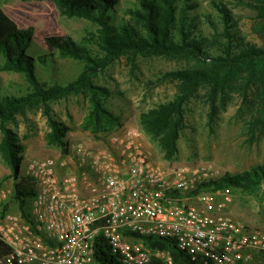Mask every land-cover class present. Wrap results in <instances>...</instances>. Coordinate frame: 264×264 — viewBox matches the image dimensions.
I'll return each instance as SVG.
<instances>
[{
  "label": "built area",
  "instance_id": "1",
  "mask_svg": "<svg viewBox=\"0 0 264 264\" xmlns=\"http://www.w3.org/2000/svg\"><path fill=\"white\" fill-rule=\"evenodd\" d=\"M22 174L34 194L29 219L8 211L0 264H99L93 244L104 236L122 264H173L170 251L142 236L174 239L197 264L264 260V229L227 213L229 187L210 165L163 166L151 159L134 127L105 133V147L76 145L59 157L29 159ZM9 191L0 187V204Z\"/></svg>",
  "mask_w": 264,
  "mask_h": 264
},
{
  "label": "rangeland",
  "instance_id": "2",
  "mask_svg": "<svg viewBox=\"0 0 264 264\" xmlns=\"http://www.w3.org/2000/svg\"><path fill=\"white\" fill-rule=\"evenodd\" d=\"M251 1L188 0L187 3L192 5L187 12L188 20H193L192 35L211 40L204 42L203 47L210 54L218 53L220 42L224 40L220 34L223 25L219 7L224 6L229 9L235 22L236 35L244 41L264 47V30L260 29L261 21L256 10L248 5ZM0 5L20 27L34 28L33 42L27 54L35 58L37 78L49 85L64 84L74 79L82 70L83 63L58 56L45 37H70L86 45L92 55H102L99 47L89 40L91 34L97 32V25L84 18L61 15L50 0H0ZM134 5L135 0H119L114 8L113 22L118 24L127 20L129 15L125 9ZM182 5V1H179L177 7ZM40 55H45L44 61L39 60ZM3 63L4 58L0 55V66ZM207 65V62L195 59L160 55H124L116 59L93 77L95 84L110 91V95L103 99V105L118 117L110 131L137 128L149 157L163 166L210 165L223 176L264 163V124H260L263 126L259 128H249V121L264 98V89L259 85H250L241 78L230 79L214 99L208 95V84H199L184 105V125L178 132L177 151L171 158H165L157 139L143 131L139 123L140 114L172 99L177 91L179 82L163 78L162 75L176 70L205 69ZM30 89L23 73L0 69V96H20ZM211 103L215 107V114L209 120ZM50 105L53 117L70 128L65 136L68 151L78 144L91 149L105 147V133L97 138L80 127L89 109V101L84 93L69 94L50 102ZM9 126L25 148L20 164L22 171L29 159L62 155L59 147L45 140L49 127L41 106L26 108L23 114H16V121ZM8 174L9 168L0 156L1 187L9 191L10 195L12 179L5 178ZM263 189V185L253 192L233 188V198L227 213L247 225L264 229ZM9 195L6 201L10 200ZM9 204L10 211L17 212L16 204L13 201ZM255 264L260 263L256 261Z\"/></svg>",
  "mask_w": 264,
  "mask_h": 264
},
{
  "label": "trees",
  "instance_id": "3",
  "mask_svg": "<svg viewBox=\"0 0 264 264\" xmlns=\"http://www.w3.org/2000/svg\"><path fill=\"white\" fill-rule=\"evenodd\" d=\"M50 1L61 15L84 18L97 25V32L92 33L89 40L99 47L102 55H92L86 45L79 44L70 37H45V41L57 51L58 56L83 63L82 70L74 79L64 84L49 85L37 78L35 58L27 54V49L33 42L34 28L20 27L0 5V55L4 58L0 69L23 73L31 87L24 95L0 96V156L9 168V174L5 178L12 179L10 200L0 204V217L10 211L9 202L13 201L17 212L30 220L28 199L34 194V188L30 178L23 175L20 169L24 145L19 143L17 134L9 126L16 121V114H23L26 108L41 106L49 127L45 140L59 147L61 153L65 154L68 151L65 136L70 128L53 117L50 102L69 94L84 93L89 101V109L80 127L97 138L101 137L100 134L110 131L118 117L103 105V99L110 95V91L95 84L93 77L121 56L160 55L208 63L205 69L165 72L163 78L179 82L176 93L172 99L158 103L140 114L139 123L143 131L157 139L167 159L177 151L178 132L184 125V105L199 84H208L211 99L234 78H241L250 85H259L264 89V47L244 41L236 35L235 22L229 9L224 6L219 7L223 25L220 34L224 40L220 42L218 53L210 54L203 44L211 40H202L191 33L193 20H188L187 12L192 5L187 3L188 0H135L133 7L125 9L129 18L118 24L113 22V13L119 0ZM179 1H182L181 7H177ZM248 5L256 10L261 21L260 29L264 30V0H252ZM38 58L44 61L45 55ZM214 114L215 107L211 103L209 120L213 119ZM260 124H264V98L249 121V128L262 127ZM208 184L253 192L264 186V163L238 173H225ZM140 239L147 247L170 251L173 264H197L190 260L185 251L178 248L174 239L158 236H142ZM9 250L0 240V254H6ZM93 256L99 264H122L102 235L94 240Z\"/></svg>",
  "mask_w": 264,
  "mask_h": 264
},
{
  "label": "crops",
  "instance_id": "4",
  "mask_svg": "<svg viewBox=\"0 0 264 264\" xmlns=\"http://www.w3.org/2000/svg\"><path fill=\"white\" fill-rule=\"evenodd\" d=\"M14 20V19H13ZM257 262H259L260 264H264V260L257 258Z\"/></svg>",
  "mask_w": 264,
  "mask_h": 264
}]
</instances>
